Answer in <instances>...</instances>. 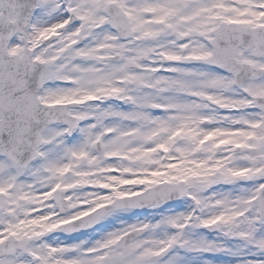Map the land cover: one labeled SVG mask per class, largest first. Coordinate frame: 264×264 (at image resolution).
Wrapping results in <instances>:
<instances>
[{
  "label": "snow or ice",
  "instance_id": "snow-or-ice-1",
  "mask_svg": "<svg viewBox=\"0 0 264 264\" xmlns=\"http://www.w3.org/2000/svg\"><path fill=\"white\" fill-rule=\"evenodd\" d=\"M0 264H264V0H0Z\"/></svg>",
  "mask_w": 264,
  "mask_h": 264
}]
</instances>
